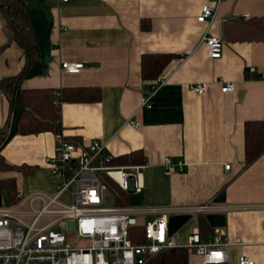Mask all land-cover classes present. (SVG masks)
<instances>
[{"label": "crops", "instance_id": "crops-1", "mask_svg": "<svg viewBox=\"0 0 264 264\" xmlns=\"http://www.w3.org/2000/svg\"><path fill=\"white\" fill-rule=\"evenodd\" d=\"M26 2L48 12L52 28L45 73L24 78L21 86L59 93L78 87L99 91L93 101H62L56 122L64 137L79 146L104 143L115 165L143 164V188L123 199L139 210L198 206L224 193L215 211L225 215L220 228L230 243L227 262L237 264L245 256L264 264V152L248 166L244 152L245 122H264V0H222L211 22L196 20L207 0ZM205 33L222 39L220 58L208 57ZM9 38L0 12V48ZM165 52L174 55L159 75L165 84L152 94L150 107L142 106L155 79L142 78L141 57ZM63 61L84 66L78 72L62 71ZM26 62L25 49L12 40L0 52V79L19 75ZM219 78L234 82V90L222 93ZM196 83L205 84L202 94L190 89ZM11 118V101L0 89V129ZM131 120L138 128L129 125ZM54 131L16 134L1 150L4 160L24 167L0 177L16 179L18 196L12 205L28 220L27 196L52 195L62 181L44 163L55 150ZM131 155L143 159L132 162ZM168 156L184 161L183 170H167L162 161ZM41 205L38 199L35 206ZM206 214L190 216L194 221L186 238L195 229L203 237L214 233ZM154 216L144 211L139 221ZM174 238L186 243L176 232ZM188 257V264H202L194 253Z\"/></svg>", "mask_w": 264, "mask_h": 264}, {"label": "built area", "instance_id": "built-area-1", "mask_svg": "<svg viewBox=\"0 0 264 264\" xmlns=\"http://www.w3.org/2000/svg\"><path fill=\"white\" fill-rule=\"evenodd\" d=\"M28 1V0H25ZM67 1V0H62ZM222 0H207L201 6L196 20L211 22ZM202 42L208 50V57L218 59L223 53L220 37L205 33ZM82 62L63 61L61 70L78 72ZM255 68H250L253 73ZM148 94L142 96V106L150 107V99L165 81L157 77ZM222 93L234 90V82L219 78L216 81ZM190 89L202 94L204 83L191 84ZM55 104L60 105L59 92L55 93ZM138 128L139 123L129 121ZM55 150L44 163L50 173L60 177V185L52 195L34 193L27 196L28 218L18 205L7 208L0 206V264H148L157 254L171 248H187L199 256L202 264H229L227 248L230 243L220 227L214 233L203 237L197 229L179 244L174 234L168 235L167 223L172 215L188 213H214L217 202L198 206L150 207L139 210L125 204L118 198L123 194L140 192L143 188L142 167L139 165L118 166L113 164L114 156L102 142L94 141L86 146L77 145L64 137L63 130L56 122ZM169 170H183L185 162L168 156L162 161ZM229 163L224 165L229 169ZM71 191L72 205H65L60 198ZM42 205L37 208L35 202ZM155 215L140 223L141 214ZM74 227H68V221ZM63 228L62 230L57 229ZM74 231V235H69ZM237 264H256L247 257H239Z\"/></svg>", "mask_w": 264, "mask_h": 264}, {"label": "trees", "instance_id": "trees-1", "mask_svg": "<svg viewBox=\"0 0 264 264\" xmlns=\"http://www.w3.org/2000/svg\"><path fill=\"white\" fill-rule=\"evenodd\" d=\"M29 4L25 0H0V12L6 17V27L9 33L7 43L0 48L3 51L12 40L20 42L25 49L27 62L19 75L0 79V89L11 101L12 118L6 126L0 129V173L8 170H23L24 167L13 165L3 159L1 150L7 142L16 134H37L39 132L55 130L56 121L59 118V105L55 104V91L53 88H23L21 82L28 70L40 59V45L36 40L34 28L31 25L30 16L27 12ZM174 57L171 53L143 54L141 57V76L144 80H154L162 73L166 64ZM97 88H64L59 93V99L79 101H93L98 99ZM22 102L24 108L18 121L16 131L11 130V123L18 106ZM244 152L245 166L250 165L264 152V122L261 120L246 121L244 128ZM135 154H133L134 156ZM131 155L132 162L134 159ZM118 193V198L125 200L119 188L110 184ZM0 194H6L11 202H15L18 196L16 179L14 177H0ZM205 218L201 217L199 224H204ZM189 250L187 248H171L157 254L148 264H188Z\"/></svg>", "mask_w": 264, "mask_h": 264}, {"label": "water", "instance_id": "water-1", "mask_svg": "<svg viewBox=\"0 0 264 264\" xmlns=\"http://www.w3.org/2000/svg\"><path fill=\"white\" fill-rule=\"evenodd\" d=\"M27 12L30 16L31 25L34 28L36 40L40 45V59L32 66L25 75V79L34 77L38 74H44L48 66L50 55H49V34L52 28V19L50 18L48 12L43 8L38 6H28ZM24 106L22 102L18 101L17 109L14 113V118L11 123V130L16 131L18 121L21 117V112ZM225 197L224 193H221L215 198V202H224ZM0 206H3V195L0 194ZM190 219V214H176L170 216L167 228L168 235L174 234L177 232L181 226L185 224L186 221ZM206 219L211 227H223L225 225V215L220 212L208 213L206 214ZM74 221H68V227H74Z\"/></svg>", "mask_w": 264, "mask_h": 264}, {"label": "rangeland", "instance_id": "rangeland-1", "mask_svg": "<svg viewBox=\"0 0 264 264\" xmlns=\"http://www.w3.org/2000/svg\"><path fill=\"white\" fill-rule=\"evenodd\" d=\"M73 189L67 190V192H65L63 194V196L60 198V202H62L65 205H72L71 202V191ZM130 195V194H129ZM129 203L133 204V202L131 201L130 197H129ZM13 203L11 202V200L8 198V196L6 194L3 195V207L7 208L9 206H11ZM155 217V216H154ZM151 217V218H154ZM202 217V216H201ZM194 219H189L187 222H185V224L183 226H181V228L176 232V236L177 238H179L180 242H185L184 240L186 239V235L191 231V225L193 223ZM198 222V220L196 221ZM57 229L62 230L63 228H58L57 226L55 227ZM75 232L74 231H70L69 235H74Z\"/></svg>", "mask_w": 264, "mask_h": 264}]
</instances>
